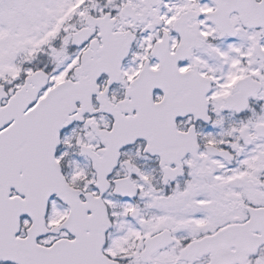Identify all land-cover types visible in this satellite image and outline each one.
Listing matches in <instances>:
<instances>
[{
	"label": "snow or ice",
	"instance_id": "obj_1",
	"mask_svg": "<svg viewBox=\"0 0 264 264\" xmlns=\"http://www.w3.org/2000/svg\"><path fill=\"white\" fill-rule=\"evenodd\" d=\"M0 264H264V0H0Z\"/></svg>",
	"mask_w": 264,
	"mask_h": 264
}]
</instances>
